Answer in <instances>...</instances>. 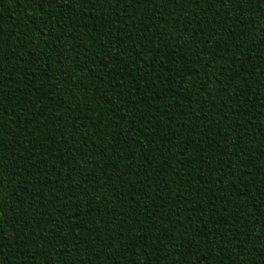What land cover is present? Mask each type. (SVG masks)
<instances>
[{
	"label": "trees",
	"instance_id": "trees-1",
	"mask_svg": "<svg viewBox=\"0 0 264 264\" xmlns=\"http://www.w3.org/2000/svg\"><path fill=\"white\" fill-rule=\"evenodd\" d=\"M0 264H264V0H0Z\"/></svg>",
	"mask_w": 264,
	"mask_h": 264
},
{
	"label": "snow or ice",
	"instance_id": "snow-or-ice-1",
	"mask_svg": "<svg viewBox=\"0 0 264 264\" xmlns=\"http://www.w3.org/2000/svg\"><path fill=\"white\" fill-rule=\"evenodd\" d=\"M4 223H6V221H3L2 219H0V229H2V225L4 224ZM3 231L2 230H0V237H3Z\"/></svg>",
	"mask_w": 264,
	"mask_h": 264
}]
</instances>
